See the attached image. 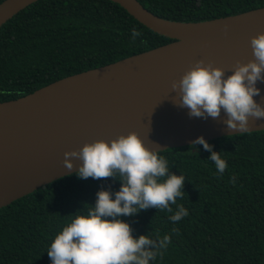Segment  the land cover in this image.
Instances as JSON below:
<instances>
[{
	"label": "trees",
	"instance_id": "1",
	"mask_svg": "<svg viewBox=\"0 0 264 264\" xmlns=\"http://www.w3.org/2000/svg\"><path fill=\"white\" fill-rule=\"evenodd\" d=\"M138 1L179 22L264 7V0ZM133 29L141 33L135 39ZM173 41L111 0H39L0 28V103ZM207 143L227 162L222 175L202 145L160 151L171 172L185 176L183 198L171 205L173 213L151 208L121 217L134 238L171 237L163 256L150 264H264V130ZM120 187L112 178L78 179L74 173L1 208L0 264H52L47 250L66 216L94 205L98 191ZM177 205L189 214L172 222Z\"/></svg>",
	"mask_w": 264,
	"mask_h": 264
},
{
	"label": "water",
	"instance_id": "2",
	"mask_svg": "<svg viewBox=\"0 0 264 264\" xmlns=\"http://www.w3.org/2000/svg\"><path fill=\"white\" fill-rule=\"evenodd\" d=\"M39 0H5L0 28ZM152 31L173 39L117 62L55 81L15 100L0 103V209L41 187L74 174L82 162L64 167V153L86 143L111 141L135 132L146 148L164 151L239 133L218 119L189 117L171 83L204 60L232 74L237 61L254 60L251 38L264 33V7L203 22L159 17L138 0H111ZM227 26V31L225 28ZM264 104V82H257ZM249 132L264 130V119L249 120Z\"/></svg>",
	"mask_w": 264,
	"mask_h": 264
},
{
	"label": "clouds",
	"instance_id": "3",
	"mask_svg": "<svg viewBox=\"0 0 264 264\" xmlns=\"http://www.w3.org/2000/svg\"><path fill=\"white\" fill-rule=\"evenodd\" d=\"M132 35L135 39L141 33L133 29ZM250 46L255 59L247 64L237 61L227 77L223 69L204 60L193 64L180 80L171 83L172 92L179 96L177 105L189 109L190 118L218 119L223 110L228 130L249 132L250 118L264 119V104L254 99L261 95L257 82H264V33L251 38ZM197 145L211 153L209 159L222 175L227 162L220 152L213 151L203 137L194 140L191 149ZM73 160L82 162L76 172L78 179L112 178L121 187L116 192L98 191L94 205L85 204L66 216L69 220L47 250L52 264H150L162 257L171 242L169 235L161 238L157 233L153 238L148 233L134 238L132 227L121 217L151 208L173 213L171 205L185 194V176L172 173L168 160L159 151L146 148L135 132L64 153L65 168L72 170ZM188 214L183 205H177L169 219L178 222ZM172 231L179 234L178 229Z\"/></svg>",
	"mask_w": 264,
	"mask_h": 264
}]
</instances>
